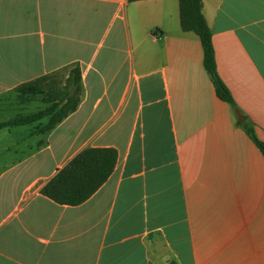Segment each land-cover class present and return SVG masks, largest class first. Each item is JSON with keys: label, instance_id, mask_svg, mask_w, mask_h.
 <instances>
[{"label": "crops", "instance_id": "0c3cea01", "mask_svg": "<svg viewBox=\"0 0 264 264\" xmlns=\"http://www.w3.org/2000/svg\"><path fill=\"white\" fill-rule=\"evenodd\" d=\"M202 13L236 109L177 0H0V113L39 77L78 66L81 85L51 131L0 130V264H264V158L241 126L264 143V0ZM86 148L117 153L99 189L77 206L42 196Z\"/></svg>", "mask_w": 264, "mask_h": 264}, {"label": "trees", "instance_id": "16d2710c", "mask_svg": "<svg viewBox=\"0 0 264 264\" xmlns=\"http://www.w3.org/2000/svg\"><path fill=\"white\" fill-rule=\"evenodd\" d=\"M139 0H128L134 2ZM179 24L184 32L198 37L202 50V64L213 86L216 97L236 109L234 100L216 70L211 32L202 13V0H177ZM55 75H46L18 85L13 89L16 102L31 110L17 112L0 121V129L32 126L33 133L44 134L71 114L79 104L80 69L74 66L64 78L63 85L54 81ZM245 134L264 158V143L251 126L242 123ZM117 153L112 148H86L59 169L39 190V193L56 204L77 206L90 198L113 172Z\"/></svg>", "mask_w": 264, "mask_h": 264}, {"label": "rangeland", "instance_id": "374dc122", "mask_svg": "<svg viewBox=\"0 0 264 264\" xmlns=\"http://www.w3.org/2000/svg\"><path fill=\"white\" fill-rule=\"evenodd\" d=\"M54 81H56L59 85H63L64 82V76L63 75H55V77H53ZM20 105H24V104H20L18 102L15 101L14 99V95H10L9 99H8V106L7 104H3L2 106H4V109L2 110V113H0V121L3 120H7V118H10L14 113L16 112H28L31 110V108L28 107H24V106H20ZM2 130V129H0ZM2 143V141H1ZM4 143H6V141H4Z\"/></svg>", "mask_w": 264, "mask_h": 264}, {"label": "water", "instance_id": "95a60500", "mask_svg": "<svg viewBox=\"0 0 264 264\" xmlns=\"http://www.w3.org/2000/svg\"><path fill=\"white\" fill-rule=\"evenodd\" d=\"M235 114L237 116L238 123H241L244 120V117L237 110L235 111Z\"/></svg>", "mask_w": 264, "mask_h": 264}]
</instances>
